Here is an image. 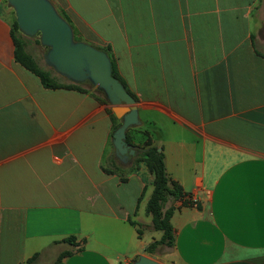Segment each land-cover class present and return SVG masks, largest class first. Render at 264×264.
<instances>
[{
  "label": "crops",
  "instance_id": "obj_1",
  "mask_svg": "<svg viewBox=\"0 0 264 264\" xmlns=\"http://www.w3.org/2000/svg\"><path fill=\"white\" fill-rule=\"evenodd\" d=\"M50 1L110 50L138 102L128 143L161 149L186 199L166 205L175 246L147 254L163 235L146 211L153 176L104 172L111 106L16 62L0 0V264H264V0Z\"/></svg>",
  "mask_w": 264,
  "mask_h": 264
},
{
  "label": "water",
  "instance_id": "obj_2",
  "mask_svg": "<svg viewBox=\"0 0 264 264\" xmlns=\"http://www.w3.org/2000/svg\"><path fill=\"white\" fill-rule=\"evenodd\" d=\"M6 1L15 13L20 32L27 38L38 37L47 49L46 65L69 83L95 87L111 106L116 118L121 120L112 136L115 158L123 166L131 163L139 150L128 143L127 132L141 124L138 102L113 76L109 54L86 42L76 41L73 27L50 0ZM131 264L163 263L156 257L140 255Z\"/></svg>",
  "mask_w": 264,
  "mask_h": 264
},
{
  "label": "trees",
  "instance_id": "obj_3",
  "mask_svg": "<svg viewBox=\"0 0 264 264\" xmlns=\"http://www.w3.org/2000/svg\"><path fill=\"white\" fill-rule=\"evenodd\" d=\"M69 23V19L65 14L61 15ZM75 39L81 41L77 38L76 33ZM13 41L15 44V60L25 69L36 75L42 85L47 89H67V90H76L79 92H89L87 88L83 85H75L72 83H63L60 82L57 77L63 78L57 75L52 69H45L39 67L35 58L27 51L26 49V38L19 30L17 21L15 19L13 24ZM110 56L109 49H103ZM111 57V56H110ZM112 60L113 65V76L119 79L118 73L116 70L115 62ZM65 79V78H63ZM99 94V92H97ZM101 96V94H100ZM104 102L105 99H103ZM102 100V101H103ZM112 119L116 123L114 131L119 128L120 123L117 120L116 116L112 114ZM129 140V139H128ZM139 153L134 159V163L131 167H126L121 165L118 160L113 156V163L115 170L104 169V172L107 174H113L119 172L122 174L131 173L137 170L140 165L146 167L148 172L153 176V193L147 203V214L152 218V227L155 231H161L163 233L161 240L156 241L149 245L146 248V253L154 255L156 250L160 246H166L172 248L175 246V232L171 224V218L173 216L174 207L166 208V205L169 199L174 201H180L186 199V194L184 193L182 187L175 181L171 180L167 174L166 165H165V156L162 151H158V148L152 146L151 142H147L145 146H135ZM123 182L126 181V178L121 179ZM139 235H141V230H138ZM70 240V239H69ZM72 241V240H71ZM66 254H61L57 259L56 264H62V259ZM34 260V258H33ZM32 261V260H31Z\"/></svg>",
  "mask_w": 264,
  "mask_h": 264
},
{
  "label": "rangeland",
  "instance_id": "obj_4",
  "mask_svg": "<svg viewBox=\"0 0 264 264\" xmlns=\"http://www.w3.org/2000/svg\"><path fill=\"white\" fill-rule=\"evenodd\" d=\"M53 4V3H52ZM54 5V4H53ZM55 6V8L57 9V11L59 12V14L60 15H63V14H65L66 15V13H65V9L62 7V6H60V5H54ZM67 16V15H66ZM68 17V16H67ZM76 33V32H75ZM76 36H77V38L78 39H80L81 41H82V37L79 35V33L78 34H76ZM76 40V39H75ZM76 41H78V40H76ZM26 49H27V51L35 58V60H36V62H37V64L39 65V67H43V68H45V69H49V70H51L47 65H46V63H45V60H44V55H45V53H46V48H44L41 44H40V41H39V38L38 37H36V38H26ZM57 78H59L58 80L60 81V82H63V83H68V81L66 80V79H63V78H60V77H57ZM85 88H87V89H90V90H92L93 92H98L97 91V89L95 88V87H92L91 85H89V84H85V85H83ZM133 163H134V161H133ZM132 162L131 163H129L126 167H131L132 166V164H133ZM140 167H141V165L137 168V170L138 169H140ZM165 251H167V249L166 248H162V249H159L158 250V254H161V255H163V252H165ZM149 257H152V256H149ZM158 261H160V260H158ZM57 263V261H55L54 262V264H56Z\"/></svg>",
  "mask_w": 264,
  "mask_h": 264
}]
</instances>
